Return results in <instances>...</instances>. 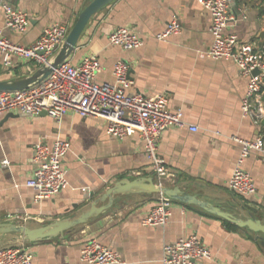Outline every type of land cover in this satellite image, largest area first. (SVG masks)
<instances>
[{"label": "crops", "instance_id": "1", "mask_svg": "<svg viewBox=\"0 0 264 264\" xmlns=\"http://www.w3.org/2000/svg\"><path fill=\"white\" fill-rule=\"evenodd\" d=\"M8 1L26 10L30 23L24 33L12 31L0 12V31L15 43L32 46L56 22H67L72 28L93 0ZM231 13L236 22H231L229 32L236 33L242 42L264 44L260 38L264 0H234ZM174 18L181 21V32L158 40L156 35ZM211 20L198 0H113L91 18L68 60L78 64L85 55H97L103 67L98 80L110 83L115 63L128 60L133 93L164 94L171 110L184 113L186 125L171 128L158 139V153L177 178L169 187H179L241 219L255 216L264 222V154L253 152L242 165L256 181L254 197L244 199L228 188L240 156V145L233 138L264 135V120L255 125L242 115L248 80L237 65L200 55L212 45ZM120 26L136 31L144 38V45L128 51L112 45L108 37ZM29 66L35 68L33 63L15 59L7 67L0 53V81L30 76ZM11 114H0V222H14L10 215H28L24 225L41 227L79 217L121 179L151 177L156 181L138 134L118 139L107 133L105 119L74 112L60 125L45 113L36 117ZM189 124L199 130L191 131ZM57 134L71 141L64 160L68 185L55 197L36 201L35 190L27 185L34 170V145L41 139L51 144ZM160 198L161 193L118 194L111 208L87 223L37 242L9 234L0 242V250L28 248L34 253V264H81L82 247L97 239L128 264H164L167 244L197 234L212 252L211 259L198 264H264L261 234L236 224L237 228H230L227 223L231 222L196 204L173 200L172 215L165 226L143 225Z\"/></svg>", "mask_w": 264, "mask_h": 264}, {"label": "built area", "instance_id": "2", "mask_svg": "<svg viewBox=\"0 0 264 264\" xmlns=\"http://www.w3.org/2000/svg\"><path fill=\"white\" fill-rule=\"evenodd\" d=\"M211 15L212 45L200 55L216 60L235 63L240 74L247 78L248 88L242 100V115L255 125L264 120V44L256 46L242 42L236 33L229 32L231 22H236L231 13L234 0H198ZM0 12L8 29L24 33L30 23L29 13L0 0ZM71 26L64 21L47 27L32 46H24L6 38L0 31V53L4 65L9 67L15 59L33 63L36 70L51 65L65 42ZM182 23L174 18L166 29L156 35L165 40L180 33ZM112 45L124 50H133L144 45L145 40L127 26L114 29L109 37ZM102 64L97 55H85L78 64L69 60L58 65L49 76L20 91H0V114L19 113L30 117L43 113L52 117L58 125L64 117L74 112L82 117H100L107 121V133L118 139L138 134L144 141V148L151 161L156 185L173 186L177 182L166 160L158 153V139L167 130L185 126L182 110H171L169 98L164 94L146 96L133 93L131 65L126 59H119L113 69V82H99ZM258 74H254L255 70ZM191 131L199 127L189 124ZM240 145V156L228 181V188L244 199L257 194L253 175L242 165L253 152L264 154V135L254 139L234 137ZM71 149L70 139L57 134L51 144L42 139L34 145L32 163L34 170L27 185L36 194L35 200L50 199L58 195L67 185L64 160ZM5 164L8 160L4 161ZM173 200L161 194L158 204L146 215L145 226H165L172 215ZM28 215H10L9 219L24 225ZM210 248L197 234L181 237L167 244L163 252L164 264H198L211 259ZM81 264H128L114 249L91 239L81 249ZM0 264H34V253L28 248L8 247L0 250Z\"/></svg>", "mask_w": 264, "mask_h": 264}, {"label": "water", "instance_id": "3", "mask_svg": "<svg viewBox=\"0 0 264 264\" xmlns=\"http://www.w3.org/2000/svg\"><path fill=\"white\" fill-rule=\"evenodd\" d=\"M112 2L113 0H93L79 14L51 65L44 66L23 79L0 81V91L24 90L28 88L29 85L47 78L54 68L68 60L72 53L76 50L80 37L89 24L91 18ZM260 38L264 40V31L261 33ZM258 73L259 70L256 69L254 74ZM10 115L14 114L10 113ZM135 192L161 193L170 197L172 200L199 205L206 211L222 217L233 224L248 228L256 234H261V240L264 244V222L261 219L255 216H251L247 219H241L235 214L226 211L209 201H203L196 195L183 191L179 187H159L156 185L155 180L151 177H138L133 180L130 178H124L117 181L92 203L89 210L82 213L79 217L55 220L37 228H30L26 225L11 221L0 222V242L5 240L9 234H19L25 240L30 242H37L49 237H57L65 231L87 223L91 218L96 217L111 208L116 195ZM100 203L103 204L100 205Z\"/></svg>", "mask_w": 264, "mask_h": 264}, {"label": "trees", "instance_id": "4", "mask_svg": "<svg viewBox=\"0 0 264 264\" xmlns=\"http://www.w3.org/2000/svg\"><path fill=\"white\" fill-rule=\"evenodd\" d=\"M227 225H228V227H230V228H233V229L237 228V226H236V225H234V224H231V223H227Z\"/></svg>", "mask_w": 264, "mask_h": 264}, {"label": "rangeland", "instance_id": "5", "mask_svg": "<svg viewBox=\"0 0 264 264\" xmlns=\"http://www.w3.org/2000/svg\"><path fill=\"white\" fill-rule=\"evenodd\" d=\"M240 200V198H238Z\"/></svg>", "mask_w": 264, "mask_h": 264}]
</instances>
